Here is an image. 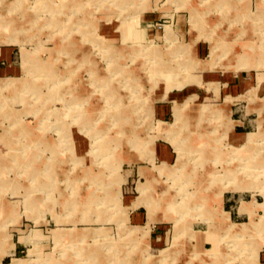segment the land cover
Segmentation results:
<instances>
[{"label": "rangeland", "instance_id": "rangeland-1", "mask_svg": "<svg viewBox=\"0 0 264 264\" xmlns=\"http://www.w3.org/2000/svg\"><path fill=\"white\" fill-rule=\"evenodd\" d=\"M0 66V264H264V0H0Z\"/></svg>", "mask_w": 264, "mask_h": 264}, {"label": "crops", "instance_id": "crops-1", "mask_svg": "<svg viewBox=\"0 0 264 264\" xmlns=\"http://www.w3.org/2000/svg\"><path fill=\"white\" fill-rule=\"evenodd\" d=\"M11 67H1L0 66V71L2 72H4L5 74H6V72H7V70L8 69H10ZM14 68V67H13ZM158 115H159V117H160V119H163V120H166V117H167V111H166V107L165 106H161V107H159V109H158ZM197 116H198V113H197V115H195L194 117H188V118H190V119H192V120H195L196 118H197ZM159 151H160V153H161V155H162V157L164 158V159H166V160H169L170 159V153L168 152V151H166V149L162 146V147H160L159 148ZM230 201H232V198H228L227 199V201H226V203L228 204ZM230 212V214H232V215H235L236 213L238 214V215H240L239 213H238V211L237 212H235L234 210H231V211H229ZM19 250V246L18 245H15V248H14V251H18Z\"/></svg>", "mask_w": 264, "mask_h": 264}, {"label": "bare ground", "instance_id": "bare-ground-1", "mask_svg": "<svg viewBox=\"0 0 264 264\" xmlns=\"http://www.w3.org/2000/svg\"><path fill=\"white\" fill-rule=\"evenodd\" d=\"M228 47V46H227ZM238 67H242L243 69L245 68V67H247V65H239ZM183 209H187V208H181V209H179V210H183Z\"/></svg>", "mask_w": 264, "mask_h": 264}]
</instances>
